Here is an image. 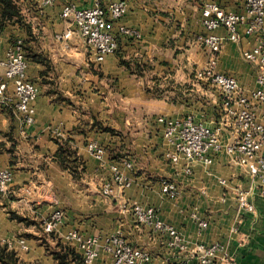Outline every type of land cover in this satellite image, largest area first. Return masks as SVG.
Listing matches in <instances>:
<instances>
[{
  "label": "crops",
  "instance_id": "crops-1",
  "mask_svg": "<svg viewBox=\"0 0 264 264\" xmlns=\"http://www.w3.org/2000/svg\"><path fill=\"white\" fill-rule=\"evenodd\" d=\"M40 1L18 0L26 26L10 24L1 32L2 55L16 38L25 41L29 78L40 94L32 125L22 126L9 108L0 106V145H5L0 147V167L14 170L9 192L0 195V241L16 244L25 239L28 249H15L25 264H57L39 239L25 235L41 237L44 222L63 210L65 218L55 234L82 256V244L99 239L100 256L93 264H113L104 244L114 234L152 252L149 264H198L187 254L171 251L165 239L139 225L130 211H122L125 205L130 209L139 205L154 207L160 219L179 232L189 251L222 243L237 264H264V176L250 175L225 153L210 165L193 163L187 176L185 160L173 164L167 158L174 146L163 138L164 127L157 123L160 117L191 115L210 127L219 126L224 118L222 97L196 78L201 69L213 67L236 77L246 91L255 88L258 66L248 63L243 52L258 45L257 35L249 36L241 27L240 41H225L219 54L211 53L198 38L207 34L202 24L207 4L242 15L245 0H124L128 12L122 24L140 32L142 38L122 37L118 52L100 64L93 61L77 30L60 17L62 1L44 9ZM73 1L82 8L92 5V0ZM216 34L228 36L225 29ZM29 54L45 58L48 65L34 62ZM52 90L65 101L57 94L49 95ZM95 121L114 133L99 131ZM79 127L87 131L79 134ZM58 132L75 141L85 162L79 179L54 161ZM222 134L227 144L238 136L237 129L228 125ZM7 135L18 142L13 154L8 153ZM93 141L106 149L104 167L87 147ZM123 160H130L135 168L123 171L124 178L132 181L129 188L112 179L110 167ZM172 179L182 190L177 199L162 193V183ZM108 183L112 194L107 197L102 190ZM239 192L249 195L254 214L241 213ZM12 213L32 224L13 219ZM202 222L208 227L203 228ZM72 233L78 238H72ZM50 244L57 243L50 239ZM70 261L74 264L72 257Z\"/></svg>",
  "mask_w": 264,
  "mask_h": 264
},
{
  "label": "built area",
  "instance_id": "built-area-1",
  "mask_svg": "<svg viewBox=\"0 0 264 264\" xmlns=\"http://www.w3.org/2000/svg\"><path fill=\"white\" fill-rule=\"evenodd\" d=\"M63 3L60 17L69 21L81 35L89 47L93 61L100 64L109 55H114L120 48L122 37L140 40V32L122 24L126 17L128 6L124 0H92L90 7H80L73 0H61ZM58 0H41V9L53 7ZM203 27L207 34L199 36V41L213 54L221 53L224 42L237 43L241 39L240 28L244 27L247 35H257L259 43L256 47L245 50L243 57L248 63L258 66L255 88L246 91L239 80L232 76L217 72L213 67L197 71L196 78L205 81L216 88L222 97L224 118L217 128L210 127L194 116L181 119L160 117L157 123L164 127L163 138L174 146V152L168 153L167 158L173 164L186 161L183 172L187 176L192 174L193 163L210 165L216 156L225 153L233 156L237 164L246 169L252 176H264V0H245V14L228 13L218 4L209 3L203 11ZM219 29L228 33L226 39L216 34ZM3 41L0 33V52ZM40 94L39 87L30 80L28 74V59L26 44L22 38H16L3 55L0 53V106L9 108L22 126L32 125L36 119V106ZM237 129L238 136L233 143H225L223 130L226 126ZM57 136L66 137L63 132ZM89 151L101 166L107 165L106 149L98 142H89ZM112 179L115 184L124 188L132 186L123 176V171H135L130 160H123L111 167ZM14 180V170L0 167V195H6ZM220 183L227 185L226 180ZM104 196L112 194L111 183L103 187ZM162 193L171 199L182 195V190L175 180L162 183ZM202 194H206L205 191ZM264 195V191L262 193ZM249 195L239 192L237 204L241 213L254 214L255 205L249 200ZM123 212L130 211L135 221L151 230L156 236L166 240L167 247L174 252L187 254L189 258L197 260L198 264H237L225 245L216 243L211 246L199 245L189 251L182 236L171 225L164 223L154 207L125 205ZM65 218L63 210H57L44 222L46 234L55 232L56 227ZM207 228L206 222L201 223ZM71 237L76 239L77 234ZM100 241L91 238L81 246L85 264H93L100 256ZM17 245V246H15ZM10 248L19 247L26 251L27 241L23 238L16 244H9ZM104 251L113 257V264H149L154 256L147 249L132 246L119 234L107 237ZM178 264H184L183 262Z\"/></svg>",
  "mask_w": 264,
  "mask_h": 264
},
{
  "label": "trees",
  "instance_id": "trees-1",
  "mask_svg": "<svg viewBox=\"0 0 264 264\" xmlns=\"http://www.w3.org/2000/svg\"><path fill=\"white\" fill-rule=\"evenodd\" d=\"M24 20L22 10L19 6L18 0H0V33L10 24H20ZM30 58L39 64L48 65V61L41 57L35 55H28ZM123 65L126 68L132 69L133 66L129 62L123 61ZM137 67V66H136ZM43 76L47 75V72L42 74ZM47 84V81H44ZM49 95L57 94L58 99L61 101H65L64 97L57 93L56 91L48 92ZM89 125V124H87ZM97 126L99 131L102 132H109L114 133V131L110 128H104L100 123H94V127ZM87 131L86 127H79L78 132L79 134L85 133ZM8 140L11 143V148L8 149V153L13 154L18 142L14 139L11 135H7ZM55 142L58 144L59 149L56 155L54 156V161H56L63 170L68 171L74 179H79L81 173L85 168V162L83 159L78 155L77 150L74 147L75 141L70 137H55ZM5 146L0 145V147ZM12 218L17 219L21 222H25L27 225L32 224V222L25 220L24 218L12 213ZM36 224V223H34ZM39 226V224H36ZM41 230V237L33 236V235H25L26 238H36L39 239L41 244L46 248V250L53 256L54 260L57 264H73L70 261L72 257L74 260V264H85L84 257L82 255L77 254L76 252L72 251L69 247L62 244L58 236L55 232L51 234H46L44 229ZM50 239H52L55 243H57L54 247L50 244ZM0 264H25L20 261L17 252L15 249L10 248L8 243H4L0 241Z\"/></svg>",
  "mask_w": 264,
  "mask_h": 264
},
{
  "label": "rangeland",
  "instance_id": "rangeland-1",
  "mask_svg": "<svg viewBox=\"0 0 264 264\" xmlns=\"http://www.w3.org/2000/svg\"><path fill=\"white\" fill-rule=\"evenodd\" d=\"M70 23V22H69ZM21 27L26 26L25 22L23 21L22 23L19 24ZM171 86V84H169ZM195 94V93H194Z\"/></svg>",
  "mask_w": 264,
  "mask_h": 264
}]
</instances>
